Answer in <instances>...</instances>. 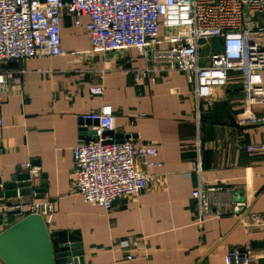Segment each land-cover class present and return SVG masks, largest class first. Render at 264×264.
<instances>
[{"label":"crops","instance_id":"crops-1","mask_svg":"<svg viewBox=\"0 0 264 264\" xmlns=\"http://www.w3.org/2000/svg\"><path fill=\"white\" fill-rule=\"evenodd\" d=\"M78 21L80 27L73 26V18L61 22L62 56L0 64V70L11 72L0 107L1 183L37 168L30 195L3 202H52L48 233L53 241L56 232H77L83 264H226L228 251L237 249L249 250L257 264H264V247L251 248L253 242L264 243L263 220L253 217L264 212V151H246L264 148V104L252 107L260 121L240 125L242 79L229 74L216 88L213 106L200 112L203 173L198 183L191 173L196 100L186 75L151 69L150 51L145 58L134 48L95 53L84 33L88 18ZM148 68L141 85L128 73ZM100 85L103 94L92 96L90 89ZM103 104L113 110L115 141L156 143L160 165L151 172L166 181L165 187L149 185L109 210L85 203L70 183L72 148L89 136L83 116ZM198 186L223 188L213 197L221 213L212 211L201 223L191 197ZM236 195L245 204L242 222L232 212ZM0 216L9 225L19 221L10 211L0 210ZM129 250L135 258L125 261Z\"/></svg>","mask_w":264,"mask_h":264},{"label":"built area","instance_id":"built-area-1","mask_svg":"<svg viewBox=\"0 0 264 264\" xmlns=\"http://www.w3.org/2000/svg\"><path fill=\"white\" fill-rule=\"evenodd\" d=\"M81 16L88 18L84 33L91 51L115 53L134 48L143 58L150 51L151 69L168 68L186 75L196 100L191 173L198 183L203 173L200 112L213 106V93L226 83L229 74H238L244 83L245 113L239 124L250 126L260 121L252 107L264 104V0H0V64L62 56L61 22L65 17L73 18V26L80 27ZM214 37L220 39L222 51L204 56L201 41ZM148 72L149 68L128 70L139 85ZM10 74L0 70V107L9 91ZM90 94L100 97L103 87H92ZM84 120L97 125L84 124L91 139L72 148L70 183L81 200L109 210L115 203L136 197L149 185L165 187L164 178L151 172L160 165L155 160L159 151L155 142L136 146L128 139L116 142L105 136L114 128L113 110L108 104L85 114ZM2 124L0 115V130ZM246 151L261 152L264 148L250 146ZM28 171L31 178L37 168ZM222 190L220 186L205 190L198 186L191 192L200 223L212 211L221 213L213 197ZM236 196L232 212L242 222L245 204ZM0 210L10 211L18 220L38 214L47 226L54 205L50 201L25 204L17 199L0 204ZM253 217L261 218L260 226L264 227V212ZM134 258L131 250L125 255V261ZM224 261L257 264L246 249L243 254L238 249L228 251Z\"/></svg>","mask_w":264,"mask_h":264},{"label":"water","instance_id":"water-1","mask_svg":"<svg viewBox=\"0 0 264 264\" xmlns=\"http://www.w3.org/2000/svg\"><path fill=\"white\" fill-rule=\"evenodd\" d=\"M83 124L95 126L97 122L84 120ZM105 136L115 140L117 138L112 131L105 132ZM88 137L82 140L91 139ZM30 187L29 174H22L20 171L6 183L2 184L0 180V204L5 199L29 196ZM2 225H5L0 232V260L3 264H83V250L79 235L75 231L69 235L56 232L52 241L43 217L38 214L24 216L11 225L0 216V226ZM261 247H264L262 242L251 244L252 249ZM240 252L243 254L244 249Z\"/></svg>","mask_w":264,"mask_h":264},{"label":"rangeland","instance_id":"rangeland-1","mask_svg":"<svg viewBox=\"0 0 264 264\" xmlns=\"http://www.w3.org/2000/svg\"><path fill=\"white\" fill-rule=\"evenodd\" d=\"M220 39L218 37H214L213 40H202L201 47H202V54L205 56L207 53L212 51V53H219L222 51V48L219 45Z\"/></svg>","mask_w":264,"mask_h":264}]
</instances>
